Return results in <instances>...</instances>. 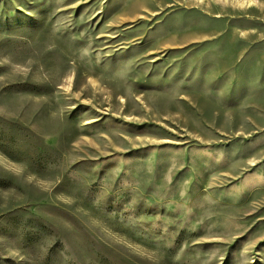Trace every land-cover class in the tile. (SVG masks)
Listing matches in <instances>:
<instances>
[{
    "label": "rangeland",
    "instance_id": "rangeland-1",
    "mask_svg": "<svg viewBox=\"0 0 264 264\" xmlns=\"http://www.w3.org/2000/svg\"><path fill=\"white\" fill-rule=\"evenodd\" d=\"M0 264H264V0H0Z\"/></svg>",
    "mask_w": 264,
    "mask_h": 264
}]
</instances>
